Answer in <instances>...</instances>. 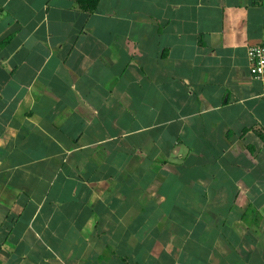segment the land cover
<instances>
[{
    "label": "crops",
    "instance_id": "0c3cea01",
    "mask_svg": "<svg viewBox=\"0 0 264 264\" xmlns=\"http://www.w3.org/2000/svg\"><path fill=\"white\" fill-rule=\"evenodd\" d=\"M264 0H0V264H264Z\"/></svg>",
    "mask_w": 264,
    "mask_h": 264
},
{
    "label": "built area",
    "instance_id": "2783aa9c",
    "mask_svg": "<svg viewBox=\"0 0 264 264\" xmlns=\"http://www.w3.org/2000/svg\"><path fill=\"white\" fill-rule=\"evenodd\" d=\"M252 75L261 82L264 90V43L249 46Z\"/></svg>",
    "mask_w": 264,
    "mask_h": 264
}]
</instances>
